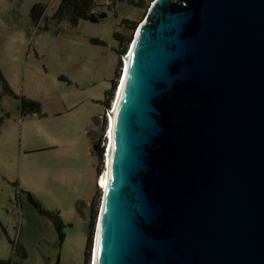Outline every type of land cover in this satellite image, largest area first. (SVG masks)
Returning <instances> with one entry per match:
<instances>
[{"label": "water", "instance_id": "obj_1", "mask_svg": "<svg viewBox=\"0 0 264 264\" xmlns=\"http://www.w3.org/2000/svg\"><path fill=\"white\" fill-rule=\"evenodd\" d=\"M137 29L95 264H264V0H154Z\"/></svg>", "mask_w": 264, "mask_h": 264}, {"label": "rangeland", "instance_id": "obj_2", "mask_svg": "<svg viewBox=\"0 0 264 264\" xmlns=\"http://www.w3.org/2000/svg\"><path fill=\"white\" fill-rule=\"evenodd\" d=\"M133 1L138 6L122 0L100 7L106 16L98 22H50L43 29L59 0H0L1 73L16 95L38 101L43 113L20 117L18 100L0 96L1 260L12 258V240L26 251L24 264H90L104 169L97 153L103 148L104 156L114 96L109 91L118 83L120 53L135 32L119 22L126 18L137 28L154 0ZM36 2L46 5L38 26L28 17ZM26 192L62 220V243Z\"/></svg>", "mask_w": 264, "mask_h": 264}, {"label": "trees", "instance_id": "obj_3", "mask_svg": "<svg viewBox=\"0 0 264 264\" xmlns=\"http://www.w3.org/2000/svg\"><path fill=\"white\" fill-rule=\"evenodd\" d=\"M107 1H110L111 6L115 7L116 2H120L122 0H59V3L55 7V9L52 11L51 15L45 20V23L42 28L47 29L48 23L50 22L58 25L62 21H67V23L71 26L78 25L79 21L81 20H87L90 22H98L101 18H103L101 17V14L104 13L100 10V7H105V3ZM127 2L132 5L138 4L137 2L133 0H127ZM45 8H46V5H44L41 2H36L31 5L29 12H28V17H29L30 22L34 26H38L39 22L44 18ZM119 23L122 26H125L126 24L129 25V29L131 31L135 30L136 28V22L129 21L126 18L120 19ZM113 36L117 38L118 34L114 33ZM128 42H129V39L126 42V45ZM125 49L120 54H124ZM121 57L122 55H120V58ZM120 67L121 65L119 63V70H120ZM115 84L116 82H114L112 88H110V91H109V93L111 92L110 95H112V93L115 92V89H116ZM0 86H1L0 96L8 95L18 100V111H19L20 117H23L26 115H33V114H36L38 116L43 115L41 111V105L38 101L28 99L24 96H18L13 92V90L9 87L3 74L1 73V70H0ZM1 121H2V117H0V123ZM97 155H98V158L101 159V162H103L102 161L103 148H101V150L97 153ZM26 199L41 215H44L51 220L54 230L56 232L58 241L62 243L64 240V233H63L64 224L62 220L58 217L57 213H52V212L50 213L49 211L44 210L41 207L40 203L37 200H35L32 197V195L28 192H26ZM89 228L91 231L87 237L86 263H88V259L90 256V242H91V232L93 228V220L91 221V223H89ZM9 242L11 243L12 258L7 259V260L0 259V264H24L22 261L25 260L27 257V253L25 249L17 242L14 243L12 242V240H9ZM13 257H15V259H13ZM55 264H58V259Z\"/></svg>", "mask_w": 264, "mask_h": 264}, {"label": "bare ground", "instance_id": "obj_4", "mask_svg": "<svg viewBox=\"0 0 264 264\" xmlns=\"http://www.w3.org/2000/svg\"><path fill=\"white\" fill-rule=\"evenodd\" d=\"M139 23L141 24L142 20H140ZM138 29L134 32L132 40H130V43H129L130 44V48L128 47V51H126L122 55L123 59H122V67H121L120 76L118 78V83L116 85V89H115L114 96H113V99H112V102H111V106L107 110V113H108L107 114V130L108 131L106 132V134H107L106 135V144H105L106 149L104 150L105 154L103 156L104 169H103L102 175L98 179V184H97V186L101 189L102 195L105 194L106 186H107L109 162H110L111 149H112L114 115H115V111L117 109L118 100H119V94H120V90H121V87H122L123 79H124V76H125L129 55H130V52H131V49H132V46H133V43H134V40H135V37H136ZM101 200H102V198H101ZM100 214H101V208L99 210V218H98V220L96 218L97 227H94V235H95V237L93 236L94 245H93V252H92V260L90 259V264H95L96 235H97L98 225H99V222H100ZM93 240H92V244H93Z\"/></svg>", "mask_w": 264, "mask_h": 264}, {"label": "built area", "instance_id": "obj_5", "mask_svg": "<svg viewBox=\"0 0 264 264\" xmlns=\"http://www.w3.org/2000/svg\"><path fill=\"white\" fill-rule=\"evenodd\" d=\"M151 4H152V2H151ZM111 6V4H110V1H107L106 3H105V7L106 8H108V7H110ZM107 135V134H106ZM106 137V136H105ZM105 149H106V147H105ZM105 154V153H104Z\"/></svg>", "mask_w": 264, "mask_h": 264}, {"label": "clouds", "instance_id": "obj_6", "mask_svg": "<svg viewBox=\"0 0 264 264\" xmlns=\"http://www.w3.org/2000/svg\"><path fill=\"white\" fill-rule=\"evenodd\" d=\"M108 131V130H107Z\"/></svg>", "mask_w": 264, "mask_h": 264}, {"label": "crops", "instance_id": "obj_7", "mask_svg": "<svg viewBox=\"0 0 264 264\" xmlns=\"http://www.w3.org/2000/svg\"><path fill=\"white\" fill-rule=\"evenodd\" d=\"M55 9V8H54Z\"/></svg>", "mask_w": 264, "mask_h": 264}]
</instances>
